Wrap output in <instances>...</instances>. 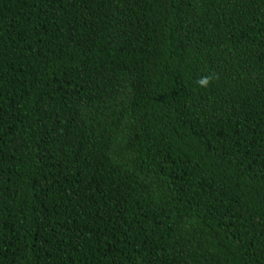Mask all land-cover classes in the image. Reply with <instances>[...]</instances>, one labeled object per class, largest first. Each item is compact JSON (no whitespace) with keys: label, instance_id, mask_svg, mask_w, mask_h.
Returning <instances> with one entry per match:
<instances>
[{"label":"trees","instance_id":"16d2710c","mask_svg":"<svg viewBox=\"0 0 264 264\" xmlns=\"http://www.w3.org/2000/svg\"><path fill=\"white\" fill-rule=\"evenodd\" d=\"M0 264H264V0H0Z\"/></svg>","mask_w":264,"mask_h":264}]
</instances>
